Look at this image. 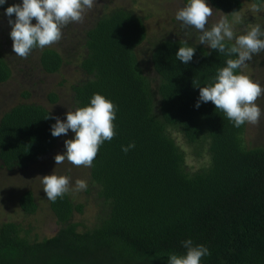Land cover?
I'll return each instance as SVG.
<instances>
[{
	"label": "trees",
	"instance_id": "obj_1",
	"mask_svg": "<svg viewBox=\"0 0 264 264\" xmlns=\"http://www.w3.org/2000/svg\"><path fill=\"white\" fill-rule=\"evenodd\" d=\"M249 2L264 5V0ZM208 3L230 16L245 5ZM148 19L134 9L103 10L82 30V77L71 86L72 108L100 93L119 109L116 135L87 169L86 193L94 199L87 204L99 207L98 223L80 229L74 217L83 215L87 204H76L69 194L58 197L49 203L60 226L52 237L36 240L32 228L0 225V264H168L169 253L186 252L181 242L189 238L210 250L201 264H264V144L248 146L247 123L233 127L211 102L194 107L195 86L210 83L228 57L199 45L185 65L175 57L183 39L169 38L155 46L147 66L137 51L148 40ZM39 61L50 75L65 64L53 48L43 49ZM11 78L0 48V85ZM22 96L29 99L31 93ZM49 98L53 105L59 101L56 94ZM49 113L56 116L26 102L1 116V168L24 169L58 148ZM133 142L135 148L121 150ZM189 156L203 165L191 170ZM19 206L28 216L39 209L31 191Z\"/></svg>",
	"mask_w": 264,
	"mask_h": 264
},
{
	"label": "clouds",
	"instance_id": "obj_2",
	"mask_svg": "<svg viewBox=\"0 0 264 264\" xmlns=\"http://www.w3.org/2000/svg\"><path fill=\"white\" fill-rule=\"evenodd\" d=\"M7 2L0 0V7ZM95 3L96 0H20V3L8 6L4 12L9 18L13 52L26 59L34 49L43 50L58 42L62 38L63 28L69 23L82 21L85 12L92 9ZM213 13L208 0H186L175 14L184 37L179 41L182 46L175 54L176 60L187 65L193 60L199 45L228 57L224 66L217 68L210 83L202 87L195 86L199 88V97L194 107L199 109L201 104L211 102L216 110L223 112L233 127L256 124L264 115V109L256 103L258 98L264 96V85L237 70L247 67L253 57L264 53V24H250L242 34H237L225 14L209 26V18ZM191 29L197 34L194 44H189L192 40ZM118 110L112 100L103 94L94 93L87 105L68 110L63 120L50 115V112L46 119L55 120L50 126L53 137L66 136L69 131L74 134L71 139L65 140L64 153L55 156L56 165L67 160L74 166L92 167L100 147L116 135L114 121ZM133 148L134 142L121 146L125 153ZM41 180L47 200L53 203L58 197L63 198L88 187L87 181L81 179L76 180L73 186L70 176L58 175L55 170L41 177ZM181 244L186 252L183 255L169 253L168 264H201L203 257L211 255L207 246L194 245L190 238Z\"/></svg>",
	"mask_w": 264,
	"mask_h": 264
},
{
	"label": "rangeland",
	"instance_id": "obj_3",
	"mask_svg": "<svg viewBox=\"0 0 264 264\" xmlns=\"http://www.w3.org/2000/svg\"><path fill=\"white\" fill-rule=\"evenodd\" d=\"M243 2L245 5L241 12L232 16L225 14L228 15L237 34H242L246 26L250 24H264V5L255 7L250 4L249 0H243ZM7 3L9 5L18 4L20 0H8ZM185 3L186 0H96L92 9L85 12L82 21L69 23L62 30V38L45 47L58 50L65 59L62 70L54 75L45 73L41 68L39 57L43 50L34 49L26 59L15 55L12 49L13 42L9 36L11 31L8 25L9 18L0 8V48L6 63L12 69L11 80L0 85V118L6 111L26 102L45 106L62 120L68 110H74L71 103V86L82 77L79 67L84 56L81 42L82 30L86 28L85 26H89L96 16L102 15L103 10L110 12L118 8L134 9L143 16H149L147 20L148 40L137 51L140 60L148 66V59L155 46L160 42L169 38H184L179 22L175 19V14ZM212 9L214 13L209 18V26L215 24L224 15L213 7ZM35 22L33 19V23ZM190 31L192 32L190 41L195 42L197 34L194 29ZM241 71L264 85V53L253 57V60L248 63L247 67L241 68ZM25 91L31 93L29 99L23 98L22 94ZM52 94L59 97V101L55 105L50 102L49 97ZM256 103L264 109V96L258 98ZM73 135L71 131L66 136L61 135L58 148L54 152L40 162L31 164L24 169L7 172L5 168H1L0 164V225L14 222L22 224L25 229L32 228V237L36 240L52 237L59 231L60 226L50 210V201L47 200L43 191L44 185L41 177L50 175L55 170L58 175L70 176L73 186L78 179L86 180L87 184L89 183L88 168L74 166L67 160L56 165L55 156L64 153V142L71 139ZM177 139L179 143L183 144L181 137ZM245 140L248 146L264 144V115L256 124L247 123ZM187 163L191 170L196 171L204 162L189 156ZM86 190L69 195L76 204H87V199L94 202L93 197L91 194L87 195ZM29 191L33 192L39 207L37 214L33 216L25 215L19 206L20 197ZM99 212L98 206L88 203L85 213L83 215L76 214L74 222L82 224L83 227L80 229L93 227L98 223Z\"/></svg>",
	"mask_w": 264,
	"mask_h": 264
}]
</instances>
